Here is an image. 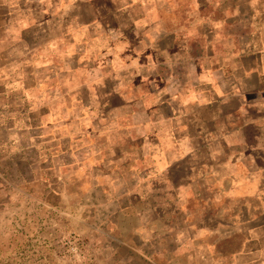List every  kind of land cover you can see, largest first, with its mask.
Returning a JSON list of instances; mask_svg holds the SVG:
<instances>
[{
	"label": "crops",
	"instance_id": "1",
	"mask_svg": "<svg viewBox=\"0 0 264 264\" xmlns=\"http://www.w3.org/2000/svg\"><path fill=\"white\" fill-rule=\"evenodd\" d=\"M192 2L130 0L118 6L109 28L106 18L83 15V6L91 5L84 0H0V115L18 136L10 141L41 153L58 151L66 140L67 151L76 154L72 165L82 170L84 183L99 186L116 218L114 239L131 254L116 257L119 264H264V0H246L242 17L229 0H194L196 14L189 15ZM214 5L224 8L220 16L203 14L204 6ZM175 7L180 10L173 16ZM138 20L146 21L143 27ZM158 24V51L145 49L137 62L153 55L163 63L159 53L165 51L180 58L174 70L149 77L160 87L168 85L167 75L176 78L180 98L171 108L159 107L165 119L175 117L173 147L164 159H171L169 151L178 158L152 176L159 167L152 149L164 139L159 130L148 141L124 128L101 135L99 119L86 126L78 117L91 103L96 68L112 73L103 88L93 85L104 118L122 105L112 89L120 84L117 76L133 70L114 67L116 49L128 45L118 56L129 64ZM208 73L215 84L201 79ZM131 90L153 95L155 88L140 74L131 77ZM135 111L117 118L131 119ZM64 119L82 132H59ZM184 147L192 153L180 156Z\"/></svg>",
	"mask_w": 264,
	"mask_h": 264
},
{
	"label": "rangeland",
	"instance_id": "2",
	"mask_svg": "<svg viewBox=\"0 0 264 264\" xmlns=\"http://www.w3.org/2000/svg\"><path fill=\"white\" fill-rule=\"evenodd\" d=\"M84 1L91 5L83 6V15L106 18L111 28L118 6L130 0ZM230 1L237 16L247 13L246 0ZM179 10L175 7L173 16ZM222 10L204 6L203 14L220 16ZM4 118L0 115V264H119L118 257H130L114 239L116 218L105 196L99 186L84 183L66 140H60L58 151H25L10 141L18 136L4 127ZM57 129L82 132L81 125L73 128L65 119Z\"/></svg>",
	"mask_w": 264,
	"mask_h": 264
},
{
	"label": "clouds",
	"instance_id": "3",
	"mask_svg": "<svg viewBox=\"0 0 264 264\" xmlns=\"http://www.w3.org/2000/svg\"><path fill=\"white\" fill-rule=\"evenodd\" d=\"M253 3H255V0H253ZM64 5H61L63 7ZM125 7L127 8H134L136 7L134 4H125ZM190 7V13L189 15H195L197 4L193 2L188 6ZM145 20H138L136 21L137 28L143 27L145 24ZM201 21L197 20L196 24H200ZM216 28H220L221 24H216ZM161 28L158 24L155 28L151 29V35L148 37L147 43H143L142 46L139 48V52L137 53L136 59H130L129 64H125L123 61L119 60L118 53L123 51L128 45L120 44L115 54L117 55V60L114 64V67L119 69H124L127 71L128 69H132L133 72L128 73V76L126 77H120L117 76L116 79L120 80V84L112 89V93H117L119 100L122 102L121 104L115 105L108 113V119L104 118L103 111L101 110V106L98 103V97L96 95V88H93V85L99 86L101 88L104 87V81L106 77H111V72L101 71V68H96L94 72L91 74V78L89 81V88L92 90V97H91V103L88 108L80 107L79 110L84 113L83 117H78V119H81V122L85 124L86 126H90L91 121L93 119H99L100 124L103 125V131H101V135H105L108 133H115L118 132L121 128L127 129V134L131 136L133 139H136V137L142 136L144 137L145 141H148L149 133H156L157 130H159V134L164 137V139L161 140V147L153 148L157 154L155 163L159 165L155 169V171L152 173V176H157L161 172L164 171L165 168H167L168 163H170L172 160L177 159V156L172 155V153L169 151L168 153L171 156V159H168L166 162L164 159L165 152L168 151V149H171L173 146L168 141L170 139V135L172 132V124L173 119L175 117L173 116L172 119H165L164 114L159 107L162 104H168L169 108L173 106V104L180 98V93L177 92L178 85L175 83V77H168V85L167 86H157V83L155 80L149 79V77L152 76L153 73H156L157 75H160L162 72L167 71L169 73V70H174V65L176 63V60H179V57H176V59L169 58L167 55V52H161L159 53V56H163V63L159 60V58L154 59L153 55L148 57L147 63L139 64L137 61L140 58V55L144 53V50L147 48H153L154 51H158L155 49L154 41L156 39V36L159 34ZM104 46V45H101ZM109 51H112L109 49ZM66 55L71 56L72 55V49L69 48ZM87 58V54H85L82 59ZM144 74V80L145 83L151 84L154 88V94L153 95H147L145 93H141L137 95L136 93L132 92L131 90V77L133 75H140ZM164 77L161 76V80H163ZM202 80L208 81L209 83L215 84V77L208 73L205 76L201 77ZM217 92H219V88L216 89ZM112 93H107V95H111ZM167 96L169 99L164 100L163 97ZM146 99V103L143 101ZM134 102V103H131ZM202 103L204 101H201ZM79 101H75V105H79ZM108 103L106 102L104 107H108ZM123 106V107H121ZM133 108H135V114L133 115V118L126 119L124 117H120L121 113L125 112H132ZM91 109V110H89ZM137 110H139L137 112ZM71 112L72 109H69ZM151 112V115H148L147 113ZM236 135V134H234ZM13 140L16 139L15 136L12 137ZM229 139L230 143H240L239 140L227 138ZM185 144H187V141H185ZM150 145L148 143L144 144V149L147 151L149 149ZM193 149L191 147H184L183 150L180 153V156L188 155L189 153H192ZM215 153L213 154V157H215ZM145 164H150L152 161L145 159ZM139 167V165H138ZM206 233H200L201 236H204ZM211 251V249H209Z\"/></svg>",
	"mask_w": 264,
	"mask_h": 264
}]
</instances>
